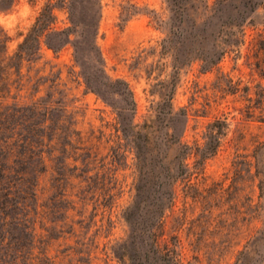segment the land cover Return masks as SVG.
Segmentation results:
<instances>
[{"label": "rangeland", "instance_id": "rangeland-1", "mask_svg": "<svg viewBox=\"0 0 264 264\" xmlns=\"http://www.w3.org/2000/svg\"><path fill=\"white\" fill-rule=\"evenodd\" d=\"M48 2L16 0L0 12V41L9 53ZM56 5L55 27L71 28L70 41L57 55L43 48L42 59L30 70L25 65L22 74L48 76L37 96L48 93L79 108L85 113L78 117L80 129L104 134V168L97 164L88 175L109 168L113 177L106 182L111 199L97 210L92 193L80 200L76 188L67 189L73 204L66 221L77 235L51 242L56 264H120L110 251L115 243L126 246V264H165L154 262L151 253L148 263L144 258L146 231L158 230L160 212L163 241L176 249L182 264H264V0H63ZM221 52L220 61L205 71L208 60ZM85 80L99 93L88 90ZM120 82L133 94L139 125L154 120L162 97L173 93L175 114L152 124L151 152L140 169L129 148L113 163L112 143H106L113 140L121 108L110 90L124 88ZM30 93L22 91L20 99L27 101ZM222 126L219 148L202 161L210 131ZM166 133L192 149L188 170L177 172ZM180 173L192 174L191 180H182ZM172 187L174 202L167 209ZM62 216L52 219L56 230L65 223Z\"/></svg>", "mask_w": 264, "mask_h": 264}, {"label": "trees", "instance_id": "trees-1", "mask_svg": "<svg viewBox=\"0 0 264 264\" xmlns=\"http://www.w3.org/2000/svg\"><path fill=\"white\" fill-rule=\"evenodd\" d=\"M15 1L0 0V12L9 11ZM59 1L63 0L55 3L49 0L44 5L14 52L9 53L6 42L0 41V264H56L49 254L51 242L77 235L74 224L68 225L66 221L73 204V194L67 190L69 187L76 188L74 196L78 198L81 195L83 198L80 200L92 193L93 202L97 203L94 210L106 199H111L106 182L113 179L109 176L112 170L107 168L94 177L88 175L106 158L101 156L104 134L98 131L100 135L96 136L94 131H90L87 135L80 129L78 117L83 119L85 113L80 114L79 108L48 93L37 96L42 83L50 80L48 76L39 75V71L33 77L22 74L25 65L30 70L42 59L43 48L57 55L69 43L71 28L60 30L55 27L54 10ZM92 35L96 38L97 31ZM223 55L221 52L216 59H209L205 71L215 66ZM60 76L61 71L57 78ZM120 83L124 88L111 87L110 90L121 99V108L117 110L118 122L113 127V140L109 138L106 143H112L109 154L113 163L116 157L121 156V150L129 148L134 151L136 168L140 169L146 165V155L151 152L152 124L170 120L175 114L173 93L162 97V103L154 110V120L150 118L139 125L134 121L137 107L133 94L125 82ZM85 85L88 90L99 93L89 86L88 80H85ZM28 89L31 90L30 97L27 101L21 100V92ZM124 113L130 114L129 120L123 117ZM224 130L222 126L210 131L206 150L199 154L202 161L215 155L225 135ZM165 137L167 149L174 151L177 172L188 170L186 161L193 154L192 149L181 144V137L169 136L168 133ZM125 152L123 150L122 156ZM168 156L165 152L163 161H167ZM91 165L94 166L90 168ZM100 167L104 168V164L101 163ZM164 169L169 172V163ZM191 176L180 173L181 179L187 182ZM90 180L93 185L88 183ZM169 196L167 209L173 206V187ZM61 212L65 223L61 230H56L52 219ZM162 216L163 212H160L158 230L146 231L144 246L148 252L144 253L145 262L148 263V254L151 253L156 263L182 264L176 249L163 241ZM66 226L68 230H63ZM116 245L110 248L111 254L120 264H126L129 259L126 246L124 243ZM245 252L242 250L239 254L242 256Z\"/></svg>", "mask_w": 264, "mask_h": 264}]
</instances>
